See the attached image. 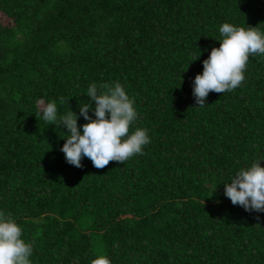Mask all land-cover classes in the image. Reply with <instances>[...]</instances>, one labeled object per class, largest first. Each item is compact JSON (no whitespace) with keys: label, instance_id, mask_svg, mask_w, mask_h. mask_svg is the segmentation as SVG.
Listing matches in <instances>:
<instances>
[{"label":"trees","instance_id":"1","mask_svg":"<svg viewBox=\"0 0 264 264\" xmlns=\"http://www.w3.org/2000/svg\"><path fill=\"white\" fill-rule=\"evenodd\" d=\"M224 23L264 34V0H0V212L31 264H264V212L224 184L264 159V54L234 90L204 107L193 96ZM116 82L135 100L129 135L148 130L144 154L69 164L70 133L38 120L37 102L74 111L82 133L87 89Z\"/></svg>","mask_w":264,"mask_h":264},{"label":"clouds","instance_id":"2","mask_svg":"<svg viewBox=\"0 0 264 264\" xmlns=\"http://www.w3.org/2000/svg\"><path fill=\"white\" fill-rule=\"evenodd\" d=\"M220 47L212 48L210 56L203 61L204 71L193 81V96L198 107L207 104L210 92L225 93L234 90L244 81V71L250 54H264V34L258 27H237L224 23L219 27ZM199 59V58H198ZM197 60V59H196ZM87 96L95 101L79 105L80 115L88 121L81 133L78 115L74 111L57 115L55 101L45 104L37 102L38 120L68 130L66 143L60 149L66 161L82 168V157L89 158L97 169L105 168L111 161L124 163L135 154L143 155L142 147L150 143L148 130L137 127L129 135L130 125L138 118L135 100L130 98L124 87L112 84L93 83ZM61 103L63 97L60 98ZM94 112L95 119L89 115ZM262 160L254 161L250 167L240 168L225 184V195L232 204L242 206L248 212H264V167ZM259 220V217H256ZM22 237V229L10 215L0 212V264H31L29 257L33 248ZM91 264H111L107 256L99 255Z\"/></svg>","mask_w":264,"mask_h":264},{"label":"rangeland","instance_id":"3","mask_svg":"<svg viewBox=\"0 0 264 264\" xmlns=\"http://www.w3.org/2000/svg\"><path fill=\"white\" fill-rule=\"evenodd\" d=\"M7 21H8V19H7Z\"/></svg>","mask_w":264,"mask_h":264}]
</instances>
